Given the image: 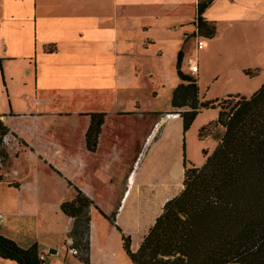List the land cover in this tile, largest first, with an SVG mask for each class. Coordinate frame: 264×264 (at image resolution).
<instances>
[{
    "label": "crops",
    "instance_id": "0c3cea01",
    "mask_svg": "<svg viewBox=\"0 0 264 264\" xmlns=\"http://www.w3.org/2000/svg\"><path fill=\"white\" fill-rule=\"evenodd\" d=\"M219 1L200 15L215 24L203 36L199 0H0V121L9 163L7 170L0 163V234L24 248L36 244L43 264H83L67 254L72 218L60 210L78 188L93 202L88 264H133L122 235L136 251L165 201L181 190L190 146L206 148L209 137H198L199 129L217 118L218 108H203L183 133L179 115H163L175 111L177 53L182 71L196 77L198 47H185L215 39L222 10L211 8ZM163 63L175 70L166 87L155 79ZM242 67L237 73L248 78ZM197 84L201 99H213ZM158 89L169 103L156 101ZM207 110L210 117L199 121ZM92 113H103V122L90 149ZM42 244L54 247L51 256Z\"/></svg>",
    "mask_w": 264,
    "mask_h": 264
},
{
    "label": "trees",
    "instance_id": "16d2710c",
    "mask_svg": "<svg viewBox=\"0 0 264 264\" xmlns=\"http://www.w3.org/2000/svg\"><path fill=\"white\" fill-rule=\"evenodd\" d=\"M205 7L198 2L199 28L205 24L200 17ZM181 57L179 51L176 75L181 81L172 91L171 106L182 119L183 133L203 108H218L214 123L224 128L223 133L201 165L184 156L181 190L165 201L137 250L131 251L129 238L122 235L123 249L133 264H264V81L249 96L229 93L201 99L196 77L181 69ZM255 71L244 74L254 76ZM102 122L103 113L90 114L86 132L90 149ZM209 124L199 129L198 137ZM7 132L0 121V145ZM6 158L0 149V163ZM75 190L60 210L72 218L68 236L76 255L87 264L93 202ZM113 217L108 218L113 221ZM0 258L43 264L36 244L24 248L2 234Z\"/></svg>",
    "mask_w": 264,
    "mask_h": 264
},
{
    "label": "rangeland",
    "instance_id": "374dc122",
    "mask_svg": "<svg viewBox=\"0 0 264 264\" xmlns=\"http://www.w3.org/2000/svg\"><path fill=\"white\" fill-rule=\"evenodd\" d=\"M211 1L199 0V3H204L206 9L209 5H212ZM229 1L233 0L219 1L211 8V12L215 15H217L218 8L222 10V14L219 16L222 17V21L218 22L215 39L207 43L206 40L197 42L192 39L187 42L185 47V51L188 52L189 49L191 53L194 52L195 47H198L199 72L196 75V79H198L197 82L199 81L201 90H205L206 96L211 98L225 97L228 93H237L238 95L249 94L264 81V0H234L232 3H228ZM244 1L248 3L247 15L244 13ZM205 26L212 27L215 24L210 21L202 25L199 35L205 36L210 33V30H204ZM213 31L215 32L214 28ZM239 66H245L241 68L243 73L244 70H248L249 72L256 70V75H247L249 76L248 78H242L237 73ZM162 69L160 73L156 74L155 79L157 84H163L166 87L170 80L175 77V70L174 66H169L165 63L162 64ZM151 74L153 75L152 72ZM145 79L146 82L143 80L139 82L142 94L146 92V86L150 82L149 78L146 77ZM207 86L208 88H206ZM158 90L159 93L156 101L164 103L168 98L169 103V96H166L162 89ZM141 100L142 102H146L144 97ZM210 115L211 113L208 110L204 111L199 121L207 119ZM223 129L221 125L211 122L206 129L201 131L200 138L209 137V139L204 142V147L206 148H203V151L200 150L199 146H190L189 156L193 164L201 163L202 156L205 160L212 153L223 133ZM214 143L215 145L212 147ZM0 149L5 150L7 154V158L2 162V166H5L4 168L7 170L9 166L8 152L4 142L0 145ZM2 172L1 176H4V171ZM4 177L5 181L10 180L6 178V175ZM5 190L4 185L0 187V192ZM20 244L25 245L24 242H20ZM51 248L54 249V247H47L45 244L40 245V249L44 251V256H51ZM67 254L71 256L70 253ZM2 261L13 263V261L5 259ZM83 264L86 263L83 262Z\"/></svg>",
    "mask_w": 264,
    "mask_h": 264
},
{
    "label": "built area",
    "instance_id": "2783aa9c",
    "mask_svg": "<svg viewBox=\"0 0 264 264\" xmlns=\"http://www.w3.org/2000/svg\"><path fill=\"white\" fill-rule=\"evenodd\" d=\"M193 70H194V68H193ZM177 115H179V113H177V112H172V113H165L163 116L166 117V118H169V117L177 116ZM2 141H3L5 144L8 143V139H7V137H6L5 135L2 137ZM3 220H4L3 214L0 212V223H2ZM65 244H66V250H67L69 253H71V254H77V253H78V250H77L75 247L72 246L73 241H72V238H71V237H68V238L66 239ZM40 258L43 259V256L40 255Z\"/></svg>",
    "mask_w": 264,
    "mask_h": 264
},
{
    "label": "water",
    "instance_id": "95a60500",
    "mask_svg": "<svg viewBox=\"0 0 264 264\" xmlns=\"http://www.w3.org/2000/svg\"><path fill=\"white\" fill-rule=\"evenodd\" d=\"M50 252H54V250L50 249Z\"/></svg>",
    "mask_w": 264,
    "mask_h": 264
}]
</instances>
